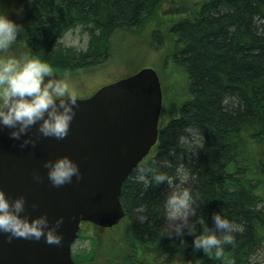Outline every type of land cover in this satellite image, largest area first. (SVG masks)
<instances>
[{"label": "trees", "instance_id": "16d2710c", "mask_svg": "<svg viewBox=\"0 0 264 264\" xmlns=\"http://www.w3.org/2000/svg\"><path fill=\"white\" fill-rule=\"evenodd\" d=\"M153 19L150 44L185 73L187 98L166 122L159 120L155 145L122 184L126 253L120 264H248L264 242V0H32L15 20L24 26L16 42L53 70L87 69L107 60L115 32L142 31ZM77 28L87 36L83 50L62 42ZM189 127L203 134L196 155L180 139ZM180 165L190 172L183 186L199 193L190 220L203 217L212 228L213 213L221 212L243 225L220 256L193 247L202 224L197 233L185 229L183 244L180 236L164 234L171 189L137 179L140 167L175 177ZM72 259L90 258L80 250Z\"/></svg>", "mask_w": 264, "mask_h": 264}, {"label": "water", "instance_id": "95a60500", "mask_svg": "<svg viewBox=\"0 0 264 264\" xmlns=\"http://www.w3.org/2000/svg\"><path fill=\"white\" fill-rule=\"evenodd\" d=\"M162 94L157 73L143 67L78 99L68 135L61 140L44 137L33 125L20 140L0 126V188L9 197L23 195L32 217L46 213L50 223L63 216L57 229L59 245L0 233V264H85L72 259L71 247L81 223L111 228L124 218L119 201L123 182L155 145ZM25 137L35 145L23 148ZM69 155L81 177L53 186L47 178L46 159ZM41 179L35 180L34 173ZM35 205V206H34Z\"/></svg>", "mask_w": 264, "mask_h": 264}, {"label": "clouds", "instance_id": "9594fccd", "mask_svg": "<svg viewBox=\"0 0 264 264\" xmlns=\"http://www.w3.org/2000/svg\"><path fill=\"white\" fill-rule=\"evenodd\" d=\"M23 28V24L17 23L7 14H0V52L9 49ZM75 106H78L77 94L71 90L67 79L54 75L50 63L37 57H0V126L11 129L8 133L10 137L20 140L21 134L35 124L41 136L61 140L68 135L76 112ZM185 131L188 135H182L180 139L196 155L204 146L203 134L191 127ZM36 142V139L25 137L20 147L35 145ZM43 166L47 169L48 180L55 187L72 182L73 177H81L79 164L69 155L46 159ZM149 172L150 178L146 175ZM189 176V170L183 165L177 168L175 177L155 168L140 167L137 179L143 181L145 187L166 182L171 189L165 201L166 218L171 225L170 230L164 234L180 236L183 244L185 229L189 234L197 233V223L202 224L203 231L194 235L193 247L202 249L210 257L220 256L224 245L234 243V234L241 231L243 225L237 224L221 212L213 213L212 228L205 223L203 217L190 220L199 206V193H193L189 187L183 186ZM33 177L37 181L41 179L38 172ZM143 208V205L137 208L141 222L146 219ZM24 211L23 195L9 197L0 188V233H7L9 240L14 237L39 240L43 237L46 243H61L63 237L57 229L63 223V216L50 223L46 213L30 219L21 214ZM196 264H200L199 259Z\"/></svg>", "mask_w": 264, "mask_h": 264}, {"label": "rangeland", "instance_id": "374dc122", "mask_svg": "<svg viewBox=\"0 0 264 264\" xmlns=\"http://www.w3.org/2000/svg\"><path fill=\"white\" fill-rule=\"evenodd\" d=\"M31 2L32 0H0V14H7L14 21L18 20L23 14V5L28 4L30 7ZM150 21L142 31L115 32L111 38L110 55L101 65L67 72L53 70L54 75L67 79L71 90L77 94V99H83L104 85L131 75L143 67H150L157 73L160 82L162 104L159 120L162 125L173 114L176 106L187 98L186 75L166 59L163 51H157L151 46L148 33L154 28L155 21ZM62 42L64 45L83 50L87 36L77 28L67 33ZM3 56L28 57L25 47L16 40L6 52H0V57ZM80 228L71 253L87 251L90 259L85 264H120V258L126 253L125 220L122 219L116 226L108 229L89 223ZM74 261L78 262L76 259ZM248 264H264V242L251 256Z\"/></svg>", "mask_w": 264, "mask_h": 264}]
</instances>
